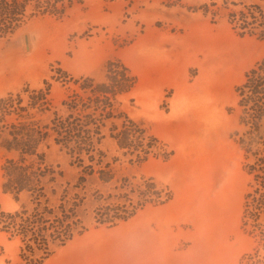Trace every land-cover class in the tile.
Here are the masks:
<instances>
[{"label":"rangeland","instance_id":"rangeland-1","mask_svg":"<svg viewBox=\"0 0 264 264\" xmlns=\"http://www.w3.org/2000/svg\"><path fill=\"white\" fill-rule=\"evenodd\" d=\"M6 1L0 98L49 89L65 116L68 96L86 80L106 81L108 63L121 61L138 84L118 109L145 131V146L158 139L141 161L144 147L132 153L108 137L101 147L114 181L90 176L79 187L66 150L44 147L55 174L64 171L52 204L66 190L85 196L86 229L42 264H264V118L258 135L237 92L264 60V0ZM6 156L0 148V202L15 212L29 196L3 191ZM107 213L125 218L98 220ZM22 245L0 230V264H34Z\"/></svg>","mask_w":264,"mask_h":264},{"label":"trees","instance_id":"trees-1","mask_svg":"<svg viewBox=\"0 0 264 264\" xmlns=\"http://www.w3.org/2000/svg\"><path fill=\"white\" fill-rule=\"evenodd\" d=\"M85 84L80 85L83 93H73L62 102L65 116L55 110L49 89L38 94L30 93L27 97L9 93L0 98V148L7 154L2 164V188L17 201L22 194L29 196V203L15 212L5 211L0 202V230L10 239H20L29 250L24 256L34 264H42L50 257L54 245H65L86 229L78 217V208L84 203L85 196L76 193L68 198L66 190L67 194L58 203L51 202L57 190L51 184L56 183L58 175L63 176L64 171L56 175V171L51 169L46 160L45 146L49 147L52 142L66 150L70 164L81 171L77 182L79 187L87 183L90 176L105 184L114 181L115 172L101 147L108 137L116 140L121 149H130L132 153H135L133 148L136 145L144 147L137 153L141 161L150 156L155 141L158 142L149 135L145 146V131L118 109V97L129 93L138 84V77L129 66L121 61H110L106 81L97 83L90 79ZM237 92L241 97L243 114H247L243 120L248 119L246 123L251 122L260 135V124L264 118V60L246 74V80ZM118 113L124 119L119 135L116 132ZM259 161L264 162V157ZM149 187L153 190L155 182H151ZM106 215L98 220L113 222L114 218H125L120 214ZM36 252L40 258H34Z\"/></svg>","mask_w":264,"mask_h":264},{"label":"crops","instance_id":"crops-1","mask_svg":"<svg viewBox=\"0 0 264 264\" xmlns=\"http://www.w3.org/2000/svg\"><path fill=\"white\" fill-rule=\"evenodd\" d=\"M177 154L182 155V153L181 154L180 153H177Z\"/></svg>","mask_w":264,"mask_h":264}]
</instances>
